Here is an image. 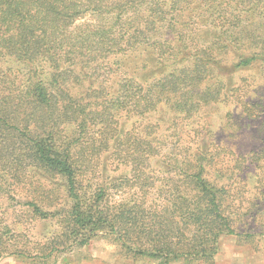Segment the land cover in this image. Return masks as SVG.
Masks as SVG:
<instances>
[{
    "label": "trees",
    "instance_id": "obj_1",
    "mask_svg": "<svg viewBox=\"0 0 264 264\" xmlns=\"http://www.w3.org/2000/svg\"><path fill=\"white\" fill-rule=\"evenodd\" d=\"M254 2L264 0H0V187L32 179L21 193L48 196L25 199V214L32 223L55 225L39 257L29 249L8 255L45 264L101 233L133 262L215 264L221 238L241 236L234 213L256 220L258 210L249 213L236 200L227 212L230 184L211 180L213 149L162 154L164 142L153 137L158 122L143 132L135 126L122 132L119 118L152 113L161 100L155 89L179 98L167 101L188 118L206 103L232 97L222 82L212 94L200 87L222 67L264 63V36L233 27L241 6ZM197 9L202 12L193 13ZM205 14L206 32L219 30L207 43L196 34H204L202 28L190 23ZM251 46L250 56L234 55L225 65L222 50ZM137 52L139 64L160 76L129 75L121 59ZM238 101L246 117H254V107ZM239 160L260 167L255 186L264 184V158ZM109 166L129 174L113 178ZM235 167L219 169L220 179ZM122 188L125 197L111 202L112 190ZM254 205L264 212V205ZM260 221V231L245 236L264 243V214ZM7 251L0 246V258Z\"/></svg>",
    "mask_w": 264,
    "mask_h": 264
},
{
    "label": "rangeland",
    "instance_id": "obj_2",
    "mask_svg": "<svg viewBox=\"0 0 264 264\" xmlns=\"http://www.w3.org/2000/svg\"><path fill=\"white\" fill-rule=\"evenodd\" d=\"M254 5H242L240 11L236 12L234 16L239 20L233 27L239 31H252L256 29L258 35L264 36V25H258L264 22V2ZM246 9H242L245 8ZM198 8V6L196 7ZM250 8H254L248 11ZM255 9H258L255 11ZM200 9L195 10L193 13L199 14ZM260 14L262 13V16ZM235 13V12H234ZM233 13V14H234ZM210 15V14H209ZM189 16V15H188ZM193 16V15H191ZM197 16V15H196ZM206 16V17H205ZM210 18L207 14L198 19L194 17L191 22H196L193 28L201 27L204 34L197 32L201 35V39L205 42L212 41L216 35H219V30L206 32V29L201 25L205 24L207 19ZM240 26V28H239ZM237 32V31H236ZM235 32V34H236ZM218 33V34H217ZM224 36L225 34H221ZM230 34L227 35V37ZM252 40V39H251ZM207 43V42H206ZM250 50H222L225 65L231 64L232 56H239L241 54L248 55L254 47L251 46ZM139 53L135 55L126 56L121 59L125 64L129 75L132 76H145L146 79L151 76L157 75L162 71H152L149 67V72L146 71L142 65L139 64ZM149 56V55H148ZM250 56V55H248ZM138 67V69H136ZM168 71V69H166ZM217 75L209 72V79L202 84L200 88H211L205 91L206 94H212L220 90L219 82L224 84L223 92L231 95L227 101L224 102H209L201 106L200 109L192 116L185 117L184 112H179L172 104L168 103V99L179 102V98L173 96L172 93H161L160 90L155 89V98H161L160 103L156 106L148 116L143 119L135 116H122L119 118L120 130L127 132L133 126L137 127L140 132H143V126L149 123H159L157 131H153V137L159 138L163 148L161 153L167 154L168 152H175L177 154H184L187 151L194 150L195 148L203 151H213V162L211 163V171L215 176L211 180H222L221 183H229L228 199L229 209L227 212H233L231 204L236 200L244 202L245 206L249 208V213L258 210L256 220L250 218L251 214L247 216H240L235 212L233 218L237 221L234 223L236 233L241 236H224L221 238L220 250L216 255L226 258L227 261L232 262L230 256L236 255V258L248 260L249 264H264V243L262 237H246V232H259L260 231V218L264 214L262 209L255 207V203L264 205L262 198L264 192V184L255 186V174L261 173L260 167L256 168L253 164L252 167L242 164V160L237 161L238 156L245 159H263L264 158V63L257 61L250 66L244 67L239 70H234L231 67H222L216 72ZM87 86V85H85ZM222 88V87H221ZM86 89H84V93ZM181 92H184L183 90ZM182 96V94H181ZM185 97H190L187 95ZM239 98L249 102L251 107H254V117L248 118L243 113L242 106L239 104ZM209 99V97L207 98ZM166 103V104H165ZM256 110V112H255ZM124 115V113H122ZM140 119V120H139ZM92 138V132L89 134ZM165 138L167 143L165 142ZM92 144V140H91ZM216 147H218L216 149ZM105 159V158H104ZM228 160V164H223V161ZM217 162V163H215ZM157 168V165H153ZM231 166H236L234 169L227 173V176L220 179L219 169H227ZM107 172L113 178L123 177L129 174V170L122 169L119 171L114 170L111 166L107 168ZM222 173V172H221ZM225 173V172H223ZM222 173V174H223ZM235 174H240L245 180L235 177ZM263 174V173H261ZM232 178V179H230ZM31 181L32 179H27ZM217 181V183L219 182ZM19 184L15 180L10 183L12 185H1L0 187V238L9 251L0 258V264H38V261L27 259L25 257H15L8 255L13 251L32 250L33 254L39 257L41 253L38 250L40 245L44 243V238L49 235L55 228L53 223L30 221V217L25 214V199H30V196L41 195L44 199L48 196L36 190L32 195L20 191V186L28 184L29 182ZM44 181V179H41ZM54 181V180H52ZM245 181V182H243ZM56 183L59 180L55 181ZM12 186L10 189L9 187ZM34 187H39L38 183H34ZM40 188V187H39ZM127 189H113V195L110 197L111 202L114 200H121L125 197ZM120 192V193H118ZM243 196V197H242ZM113 197V199H112ZM242 198V199H241ZM244 198V200H243ZM62 200V199H61ZM63 202V201H62ZM227 205V206H228ZM9 227V232L5 231L4 227ZM250 229V231H247ZM20 234V235H18ZM235 247V248H234ZM223 248V250H222ZM234 252V253H232ZM254 261L255 263H253ZM45 264H154L146 259L131 261L126 259L118 244L115 243L111 237L99 233L95 237H91L86 245L71 247L63 250L52 257L45 260ZM180 264V263H173Z\"/></svg>",
    "mask_w": 264,
    "mask_h": 264
},
{
    "label": "crops",
    "instance_id": "obj_3",
    "mask_svg": "<svg viewBox=\"0 0 264 264\" xmlns=\"http://www.w3.org/2000/svg\"><path fill=\"white\" fill-rule=\"evenodd\" d=\"M235 248V247H234ZM223 250V248H222ZM234 253V252H232ZM235 254V253H234ZM236 255L230 256L232 262L227 261L226 258H222L221 256H218V258L215 260V264H249L250 262L248 260H244L241 258H236ZM255 263L254 261H252Z\"/></svg>",
    "mask_w": 264,
    "mask_h": 264
}]
</instances>
